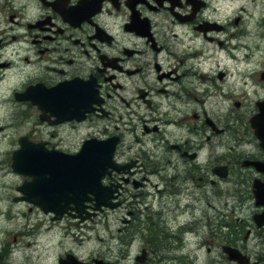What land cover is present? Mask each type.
<instances>
[{
  "label": "flooded vegetation",
  "instance_id": "flooded-vegetation-1",
  "mask_svg": "<svg viewBox=\"0 0 264 264\" xmlns=\"http://www.w3.org/2000/svg\"><path fill=\"white\" fill-rule=\"evenodd\" d=\"M237 1L0 0V86L18 76L16 102L39 124L69 129L57 144L53 134L28 137L70 154L89 139L115 143L119 170L104 183L117 188L122 206L140 203L139 216L126 213L124 230L154 223L165 235L163 243L153 235L142 245L147 259L154 248L184 251L188 239L201 236L205 200H236L244 216L215 232L235 255L213 242L206 249L217 260L205 264H264V220L255 219L264 207L247 212L254 183L264 182L254 164L264 161V149L252 126L264 101V68L232 81L236 69L223 64L241 61L264 19L247 21ZM252 60L246 52L245 68ZM51 89L73 119L56 123L39 107ZM3 244L0 264H13Z\"/></svg>",
  "mask_w": 264,
  "mask_h": 264
},
{
  "label": "rangeland",
  "instance_id": "rangeland-1",
  "mask_svg": "<svg viewBox=\"0 0 264 264\" xmlns=\"http://www.w3.org/2000/svg\"><path fill=\"white\" fill-rule=\"evenodd\" d=\"M234 6L235 9L244 8L247 21L253 24L264 19V0H239ZM252 37L254 38L245 41L249 46L238 55L241 59L238 64L228 67L225 61L223 63L227 69H236L234 76H229L232 81L238 79L240 73L247 74L249 70L264 68V25L257 26L255 36ZM209 51H213V48ZM222 51L232 52L227 47ZM246 52L252 54L253 60L247 62L245 68L243 59ZM18 82L19 77L13 76L7 84L0 86V244L4 243L11 248L13 264H59V258L66 253H72L85 261L91 260L92 264L95 258L114 264H205V261L217 260L218 255L208 253L206 247L209 243H217L216 248L221 252L217 241L219 236L215 232H227L234 226L236 216H244L245 211L234 207V200H226L228 203L205 200V229L201 236L194 234L193 238L188 239L187 249L184 251H168L163 246L154 248L151 250V257L143 263L135 262L142 245L152 238L163 243L165 235L155 231L154 223L151 229L147 225H140L142 232L134 231L131 238L127 239L134 243L128 247L121 230V219L129 211H135L139 216V200H127L125 205L100 212L94 220L88 222H79L71 217L55 222L36 207L23 201H15V196L19 195L17 186L27 179L15 173L11 167L12 152L19 147L20 136L31 134L43 139L46 135L53 134L51 141L57 144L61 135L69 134V129L61 130L39 124L30 116L26 104L16 102L11 88ZM237 87L242 90L243 80ZM216 109L225 112L228 106ZM247 212L250 213L249 210ZM214 224L217 225L216 229L210 227ZM153 235L155 236L152 237ZM207 239L208 242H205Z\"/></svg>",
  "mask_w": 264,
  "mask_h": 264
},
{
  "label": "water",
  "instance_id": "water-1",
  "mask_svg": "<svg viewBox=\"0 0 264 264\" xmlns=\"http://www.w3.org/2000/svg\"><path fill=\"white\" fill-rule=\"evenodd\" d=\"M47 93L48 97L46 96V100L40 102L39 106L43 110H51L58 117L56 122L66 119L65 108L59 102L58 93L55 91ZM25 97L23 96V98ZM262 109V119H258L254 125L264 146V107ZM19 142L21 147L13 152L12 167L20 174L32 177L31 181H26L18 187V190L24 194L21 199L31 201L44 211L53 209L58 212L66 210L67 206L63 210L61 203L65 201L64 203L68 205V201L71 200L66 199L70 194L79 196L93 191L96 183L90 175L85 161L77 162L74 158L76 156H67L55 149L49 150L44 143H34L27 136L21 137ZM94 150L100 152L98 156L104 157L105 160L111 159V154L107 153L106 147L101 146ZM90 151V147L87 146L85 153L88 154ZM97 173L101 175L102 171ZM262 196L264 198V194H261ZM74 202L79 203L78 200H74ZM98 202L102 204L106 203V200H98ZM78 210L81 212L80 209ZM98 263L108 264L102 261H98Z\"/></svg>",
  "mask_w": 264,
  "mask_h": 264
}]
</instances>
